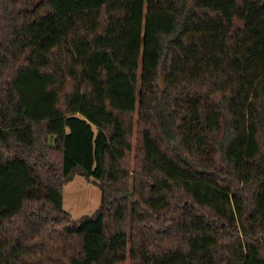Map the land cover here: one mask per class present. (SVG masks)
Here are the masks:
<instances>
[{"label":"trees","instance_id":"trees-1","mask_svg":"<svg viewBox=\"0 0 264 264\" xmlns=\"http://www.w3.org/2000/svg\"><path fill=\"white\" fill-rule=\"evenodd\" d=\"M0 264H264V0H0Z\"/></svg>","mask_w":264,"mask_h":264},{"label":"rangeland","instance_id":"rangeland-1","mask_svg":"<svg viewBox=\"0 0 264 264\" xmlns=\"http://www.w3.org/2000/svg\"><path fill=\"white\" fill-rule=\"evenodd\" d=\"M136 142V132L134 143ZM102 204V193L94 179L76 174L64 186L63 207L74 220L93 215Z\"/></svg>","mask_w":264,"mask_h":264}]
</instances>
